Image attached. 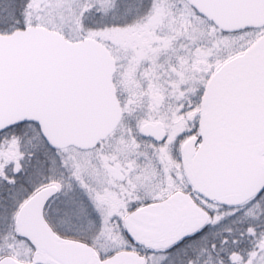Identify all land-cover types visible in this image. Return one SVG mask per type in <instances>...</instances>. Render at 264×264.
Returning a JSON list of instances; mask_svg holds the SVG:
<instances>
[{"label":"water","instance_id":"95a60500","mask_svg":"<svg viewBox=\"0 0 264 264\" xmlns=\"http://www.w3.org/2000/svg\"><path fill=\"white\" fill-rule=\"evenodd\" d=\"M185 1L223 33L264 27V0ZM113 71L110 53L92 39L70 42L41 27L0 34V133L30 123L51 149L94 148L120 120ZM203 105L200 144L194 161L185 155V174L203 197L238 205L264 186V35L214 75ZM49 194L39 193L20 215V235L38 248L30 264L143 263L134 253L99 263L88 247L58 240L41 218ZM206 220L182 197L133 214L126 224L137 243L156 248L196 233Z\"/></svg>","mask_w":264,"mask_h":264},{"label":"flooded vegetation","instance_id":"af4514ba","mask_svg":"<svg viewBox=\"0 0 264 264\" xmlns=\"http://www.w3.org/2000/svg\"><path fill=\"white\" fill-rule=\"evenodd\" d=\"M125 1H128L126 14L116 4L117 10L112 12L111 26L115 28L129 26L134 29L129 34L130 40L126 43L131 49L136 46H152L149 35L157 31L155 27L162 15V6L158 5L151 14L150 9L153 6L151 0ZM180 4L184 10V17L177 16L176 19L180 26L174 25L173 16L171 22L166 16H162L166 17L165 26L167 25L170 32H174L177 28L181 31L186 29L189 21V28L195 31L198 17L206 19L200 17L185 0ZM193 47L195 49V45ZM161 48V57L149 67L142 68L146 69V75L140 74L139 69L133 68L134 79L128 75L127 71L130 68L127 67H130V64L137 66L140 64L129 63L125 69H122L116 53L108 50L114 60L112 84L120 109V120L113 132L99 141L94 148L51 149L42 139L37 127L32 124L13 126L0 133V137L9 133L22 134L24 127L34 126L42 141L40 147L34 142L30 148H26L30 151L23 150V156L21 152L18 153L17 159L13 161V165L17 163V166L12 177L0 176V179L6 180L10 186L11 183L17 186L14 196L18 204L13 210V217L16 215V218L10 227H14L18 232V238L31 247L30 257L25 261L3 257L0 262L11 260L19 264H30L35 259L37 245L19 233L20 215L29 201L46 190L50 191V194L41 208V218L45 227L58 240L88 247L96 255L99 263L119 254L134 253L142 259V264H145L146 258L136 251L137 248L148 253L175 249L180 243L191 240L207 227L209 214L206 208L207 220L204 227L198 233L175 243L156 248L145 247L137 243L127 232L126 221L133 214L172 198L176 202L185 197L195 203L198 197L196 189L185 174L184 159L187 154L194 161V152L197 151L200 143L199 100L195 92L193 94L190 90L183 89L185 85H181L179 91L172 90L173 88L167 85L166 70H169L173 64L166 63L163 56L166 50L163 46ZM189 49V53L186 54H189L191 60L192 54L196 52H192L191 46ZM175 51L172 48L167 49V53L173 54L176 53ZM155 67L157 71L154 70ZM181 67L190 70L191 63L189 67L186 63H182ZM167 101L179 105H176L175 110L170 106L166 108ZM80 165L83 169H88L87 172L90 170L92 173L77 172V167ZM92 178L96 181L93 182ZM25 187L29 188L28 194H22V188ZM252 197L238 205L203 199L206 201L205 207L215 204L234 208L241 207ZM102 230L121 231L122 233L113 241L123 247L115 248L108 254L99 253L95 248L101 241L98 239V233L91 236L88 233ZM263 245L264 242L259 240L257 249ZM2 253L0 247V256Z\"/></svg>","mask_w":264,"mask_h":264},{"label":"rangeland","instance_id":"374dc122","mask_svg":"<svg viewBox=\"0 0 264 264\" xmlns=\"http://www.w3.org/2000/svg\"><path fill=\"white\" fill-rule=\"evenodd\" d=\"M127 2L125 0H0V34L6 35L27 27H41L59 33L70 42L92 39L109 51L113 50L122 69H125L129 63L140 64L139 66L130 64V67H127L130 68L127 71L128 75L133 79V68L139 69L140 74L146 75V69L142 68L149 67L161 57L163 46L166 50L165 55L163 54L166 63L173 64L169 70H166L167 85H170L172 90L178 91L181 90V85H185L183 89H188L193 94L195 92L199 100L198 111L199 113L201 111V116L204 112L202 97L214 75L224 65L245 54L264 35V28L236 34H222L199 17L195 31L189 28L187 21L185 30L178 31L177 28L174 32H170L164 20L167 17L171 22L173 16L174 25L180 26L176 19L177 16L184 17V10L180 4L182 0H151L153 4L150 9L151 14L158 5L163 8L161 18L155 27L157 31L149 35L153 45L136 46L131 49L126 43L130 40L129 34L134 29L129 26L122 28L111 26L112 12L117 10L116 4L126 14ZM164 10L165 14H163ZM190 46L192 52H196L192 54L191 60L189 54H186L189 53ZM170 48L175 49L176 53H167V49ZM189 62L191 69L184 70L181 64L186 63L189 67ZM154 70L157 71V68L155 67ZM177 104L167 101L165 107L170 106L175 110ZM201 116L199 115V121ZM34 142H37L39 147L42 145L34 126L24 127L22 134L9 133L0 137V176L12 177L17 166V163L13 165V161L17 159L18 153L21 152L23 156V150L30 151L26 148H30ZM10 164L12 166H7ZM77 168V172L88 171L81 165ZM87 173L92 172L89 170ZM1 181L3 180L0 179V247L3 253L0 259L6 257L25 261L30 257L31 247L18 238V232L14 227H10L16 218V215L13 217V210L18 204L14 196L17 186L14 185L13 193L4 195V184ZM92 181L95 182L96 179L92 178ZM22 189V194H28V187ZM207 211L209 221L207 227L199 232L200 236L197 234L191 240L183 241L175 249L148 253L135 248L146 258L145 264H264V245L257 249L258 241L264 242V187L259 194L241 207L227 208L212 204ZM90 233H88L90 236L98 233V239L101 241L95 248L99 253L108 254L115 248L123 247L113 241L122 233L121 231L102 230Z\"/></svg>","mask_w":264,"mask_h":264},{"label":"trees","instance_id":"16d2710c","mask_svg":"<svg viewBox=\"0 0 264 264\" xmlns=\"http://www.w3.org/2000/svg\"><path fill=\"white\" fill-rule=\"evenodd\" d=\"M1 182H3V184H4V186H3V192H5L4 195H6V194H8V193H10V194L13 193V190H12L13 187H14L13 185L10 186L9 183L6 182V180H3V181H1ZM198 234H199V233H198ZM196 235H197V234H196ZM196 235H195V236H196ZM199 236H200V234H199ZM193 237H194V236H193Z\"/></svg>","mask_w":264,"mask_h":264}]
</instances>
